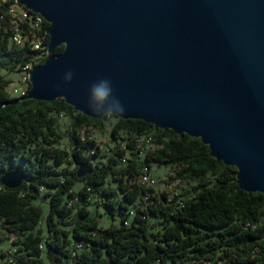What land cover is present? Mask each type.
I'll use <instances>...</instances> for the list:
<instances>
[{
	"label": "trees",
	"instance_id": "1",
	"mask_svg": "<svg viewBox=\"0 0 264 264\" xmlns=\"http://www.w3.org/2000/svg\"><path fill=\"white\" fill-rule=\"evenodd\" d=\"M2 3L0 177L21 169L24 179L16 188L0 183V228L15 237L13 251L0 248V264H63L64 259L75 264H264V193L240 189L236 167L212 157L200 138L155 128L142 119L115 117L110 129L114 145L105 159L88 134L90 127L101 129L104 119L78 112L62 98L14 102L30 84L19 96H11L6 90L11 79L2 69L19 70L44 60L45 53L39 56L30 44L41 35L46 50L48 22L32 28L26 13L20 24L27 39L15 43L17 19L8 11L15 0ZM27 12L30 18L38 14ZM60 113L70 119L68 150L57 146L62 137L57 127ZM131 131L155 136L154 147L143 158L135 155L131 143L128 150L118 144ZM89 147L95 152L90 154ZM128 151L133 156L119 161ZM83 162L93 171L77 177L76 168ZM67 163H75L72 170L64 166ZM154 163L175 169L169 179H189L193 185L173 198L168 190L156 193L145 187L139 175ZM77 181L83 185L74 191ZM146 189L148 197L142 199ZM91 194L112 220L106 227L90 213ZM40 199L48 206L44 214ZM175 199L182 201L181 208L174 207ZM116 215L118 222L113 221ZM42 217L45 230L39 227Z\"/></svg>",
	"mask_w": 264,
	"mask_h": 264
},
{
	"label": "water",
	"instance_id": "2",
	"mask_svg": "<svg viewBox=\"0 0 264 264\" xmlns=\"http://www.w3.org/2000/svg\"><path fill=\"white\" fill-rule=\"evenodd\" d=\"M15 1L48 22L49 42L14 102L62 98L98 118L88 87L108 77L126 108L121 119L200 138L236 167L240 189L264 193V0ZM92 167L79 164L77 177ZM23 179L12 169L0 183L16 188Z\"/></svg>",
	"mask_w": 264,
	"mask_h": 264
},
{
	"label": "rangeland",
	"instance_id": "3",
	"mask_svg": "<svg viewBox=\"0 0 264 264\" xmlns=\"http://www.w3.org/2000/svg\"><path fill=\"white\" fill-rule=\"evenodd\" d=\"M14 8L16 9L17 13H15V17L17 20H15V25L13 27L14 29V36L13 40L15 41V43H24L27 39V37L24 38H19L17 36L19 29L21 30V21H24L26 19V13L27 9L25 7V12H21V9L19 6L13 4ZM34 31V30H33ZM31 33V32H30ZM2 72L4 74V76L6 78L11 79V82L7 85L6 90L10 93L11 96H18L17 93L14 92L13 87L17 86L18 88H20V90H24L28 87L29 82L26 81H21V76L23 74L26 73V70L23 69H17L14 71H7V69H2ZM28 72V71H27ZM58 120H57V127L58 130L61 132V139L59 141V143H57V146H59V148L61 150H68V147L65 146V143H67V133L66 130L68 127V122L70 121L68 115L66 114H62L60 113L58 116ZM116 119L115 118H111V119H107L105 120L103 127L101 129L99 128H89L90 131L88 132L89 137H91V139H93L94 141L97 142V144L99 145L100 149H101V154L103 155L102 158L106 159V155H108L112 150H110L114 143L113 141L110 139V129H111V123L114 122ZM125 134V132H121V135L123 136ZM121 139V138H119ZM63 143V144H62ZM154 147V145H150V148L152 149ZM126 156L127 158L133 156L129 151L126 152ZM105 155V156H104ZM68 170H72L73 167L75 166V163H70V164H65L64 165ZM144 170H146V168H144ZM174 168L172 166L169 165H165V164H152L151 168L148 169L147 168V172L149 171L150 175H152L153 177H155L157 179V184H155L153 186V190L158 193L161 190H168L169 193L171 194V198L174 197L175 191H179V192H183L185 193L186 189H189L191 185H193V181L189 180V179H179V178H170V175L174 174ZM83 183L82 181H77L75 183V185H73V189L74 191L79 190L82 187ZM169 194V196H170ZM96 196L91 194V196H88L89 201L91 202V204L89 205V209H90V213L93 215H95L98 218V221L100 222L101 225H103V227H106L110 224V222L112 221L109 217H107L106 214H104V209L103 207L100 206H96ZM37 202H40L43 205V214L46 212V210H48V206L47 203L43 200H37ZM133 214V209H132V213ZM130 215V216H131ZM115 222L119 221V216L116 215L115 216V220H113ZM45 221H44V217H42L41 222L39 227L42 228L43 230H45ZM15 239L14 235H12L11 233H8L7 231L3 230L0 228V248L3 250H7V251H13L14 250V246L12 245V240ZM204 262V261H203ZM63 264H75L73 261H71L70 259H64L62 261ZM167 264H171V263H167Z\"/></svg>",
	"mask_w": 264,
	"mask_h": 264
},
{
	"label": "clouds",
	"instance_id": "4",
	"mask_svg": "<svg viewBox=\"0 0 264 264\" xmlns=\"http://www.w3.org/2000/svg\"><path fill=\"white\" fill-rule=\"evenodd\" d=\"M72 79L73 72L69 70L63 76V83L70 84ZM87 108L92 115L104 120L124 116L126 112L108 77L98 78L89 85Z\"/></svg>",
	"mask_w": 264,
	"mask_h": 264
},
{
	"label": "built area",
	"instance_id": "5",
	"mask_svg": "<svg viewBox=\"0 0 264 264\" xmlns=\"http://www.w3.org/2000/svg\"><path fill=\"white\" fill-rule=\"evenodd\" d=\"M0 5H4V3L1 2V0H0ZM15 5H18L20 7L21 12H25L24 11V5H22L21 3L16 2V1H15ZM25 13H27V19L28 20H34L35 22H38L40 25H42V26L44 25V21H46L45 19L30 18L28 16L29 12H25ZM19 31H20V35L22 36L23 33H24V30H20L19 29ZM44 45L45 44L43 42V39H41V35H38L37 40H35L32 44H30V46H32L34 49L39 50V56L43 55V53L46 52V50H44ZM30 67H31V64L30 63L29 64H25V65H23L21 67V69L26 70V73L21 76V81H24V82L28 81V77H27L28 72L27 71H28V68H30ZM13 90L19 96L20 94H22L24 92L25 89L21 91L20 88H18L17 86H15V87H13ZM134 138H135V135H133L132 134V131H131V134L126 135V137L123 140L118 139V143H121V144L131 143V145H134V144H136V143H134ZM95 150H96L95 147H91V148L89 147V151L88 152L91 154V153L95 152ZM135 155H137V157H144V154L143 153H138V154H135ZM126 157L127 156H121V157L119 156V161H121L122 159H125ZM95 163H96V161H95ZM139 178L156 179L155 177H153L152 175H150L149 171L148 172H144V173H140ZM148 193L149 192H148L147 189L144 190L143 193H141V196L143 197L142 199H146L148 197ZM169 198H170V196H169ZM176 200L177 199L174 200V207L179 209L182 206L179 205L178 203H176ZM125 223H127V221H125ZM204 262H206V264H209L208 261H204Z\"/></svg>",
	"mask_w": 264,
	"mask_h": 264
},
{
	"label": "bare ground",
	"instance_id": "6",
	"mask_svg": "<svg viewBox=\"0 0 264 264\" xmlns=\"http://www.w3.org/2000/svg\"><path fill=\"white\" fill-rule=\"evenodd\" d=\"M2 1H7V0H1V2H2ZM16 2H17V1H16ZM17 6H18V5H17ZM26 9L35 12L34 10H32V9H30V8H27V7H26ZM8 11H9V13H11V15H14L15 12H17L16 9L14 8V6L11 5V4H10V6L8 7ZM24 11H25V6H24ZM35 13H38V12H35ZM28 16H29V14H28ZM35 19H44V18H43V16H42L40 13H38V14L35 16ZM29 21H32V22H29L32 28H34L36 25H40L38 22H35L34 20H29ZM24 32H25V31H24ZM17 36H18L19 38H24V33H23V35L21 36V35H20V32H18ZM41 39H42V38H41ZM15 93H16V92H15ZM126 134H127V133H126ZM129 134H131V132L128 133L127 135H129ZM132 134L135 135V138H134V143H136V144H134V150H135V152H136V153H143L144 156H145L146 153H148L149 150H151L150 145H151V146L154 145V137H155V136L153 135V133L144 134L143 136H142V134H141V135H138V134H136V133H134V132H132ZM118 144H121V143H118ZM128 145H129V144H122L121 146H122L123 148H125V149L128 150ZM126 158H127V157H126ZM142 158H143V157H142ZM121 161H122V160H121ZM141 179H143L142 184H144L145 187H153V186H154L155 184H157V182H158L156 179H149V178H141ZM178 193H179V191H175L174 197H175ZM178 197H179V194H178ZM179 202L182 203V201H179ZM180 203H179V204H180Z\"/></svg>",
	"mask_w": 264,
	"mask_h": 264
}]
</instances>
